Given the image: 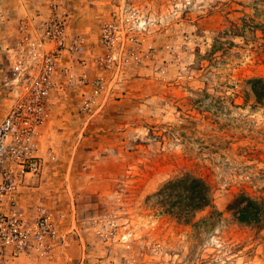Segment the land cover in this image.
Instances as JSON below:
<instances>
[{"label":"rangeland","instance_id":"374dc122","mask_svg":"<svg viewBox=\"0 0 264 264\" xmlns=\"http://www.w3.org/2000/svg\"><path fill=\"white\" fill-rule=\"evenodd\" d=\"M47 1L0 0V122L10 99L8 53L25 17L21 6L44 14ZM105 2L92 34L71 28L87 39L88 75L102 77L104 89L96 94L75 80L56 99V115L51 104L49 121L58 119L54 143L41 138L42 171L17 191L18 199L38 197L30 206L19 200V208L32 217L48 211L57 238L48 253L21 258L264 264V222H240L234 208L250 199L251 208L256 200L264 209V101L257 103L250 84L264 81V0ZM65 9L70 24L66 3ZM106 23L117 28L111 52L100 43ZM86 99L95 101L88 110ZM185 174L209 184L212 201L181 217L175 213L182 212L184 195L171 197L164 187ZM105 217L116 220L117 237L94 225Z\"/></svg>","mask_w":264,"mask_h":264},{"label":"built area","instance_id":"2783aa9c","mask_svg":"<svg viewBox=\"0 0 264 264\" xmlns=\"http://www.w3.org/2000/svg\"><path fill=\"white\" fill-rule=\"evenodd\" d=\"M46 9L44 14L25 15L15 46L8 53L10 99L0 122V264L48 253L57 238L52 215L41 208L38 216L32 217L19 208L17 197V191L28 188L42 171V130L49 121L52 100L75 80L96 94L104 89L102 77L91 80L88 75L84 58L88 41L71 31L64 0H49ZM100 43L108 52L114 50L117 28L113 23L101 26ZM63 59H68L67 64ZM107 61L113 62L110 55ZM3 64L0 59V67ZM94 102L86 99L83 109H90ZM94 225L111 238L118 236L112 217L96 220ZM122 240L127 242L128 236Z\"/></svg>","mask_w":264,"mask_h":264},{"label":"trees","instance_id":"16d2710c","mask_svg":"<svg viewBox=\"0 0 264 264\" xmlns=\"http://www.w3.org/2000/svg\"><path fill=\"white\" fill-rule=\"evenodd\" d=\"M251 91L256 98L257 103L264 101V81L262 79H253L250 81ZM177 180V179H176ZM165 192H170L169 196L172 195L174 191L181 190L183 196L182 212L175 213L180 214L181 217H187L193 211L203 210L210 205L211 198V187L202 178L196 177L190 174H185L183 177L177 181H169L165 187ZM180 192V191H179ZM172 197V196H171ZM170 197V198H171ZM249 204L253 203L250 199ZM255 204L251 208L250 205H245L241 207V202H236L234 208L237 210L239 217L236 219L240 222H245L247 224L261 225L264 222V209L256 200H253ZM236 214V213H235Z\"/></svg>","mask_w":264,"mask_h":264},{"label":"crops","instance_id":"0c3cea01","mask_svg":"<svg viewBox=\"0 0 264 264\" xmlns=\"http://www.w3.org/2000/svg\"><path fill=\"white\" fill-rule=\"evenodd\" d=\"M49 1V0H48ZM47 1V2H48ZM107 0H64L66 5L68 6V9L70 10V24L69 27L70 29L72 28L73 30H77L78 32L84 33H93V27L95 26L96 22L98 21V17L102 16L103 12L106 10V2ZM45 3V0H43ZM93 4H98V11L95 7H93ZM45 8V7H44ZM36 8H32V5L30 3H26L25 5L21 6V12H24L25 15L29 13H33ZM39 10V9H38ZM21 17V15L19 16ZM76 68L79 69V67L76 64ZM80 71V70H78ZM65 93L62 94H57L55 98L52 100L51 104L53 103V110H54V115L55 110H57V104H55L56 99L59 97H62ZM58 119L55 118V116L52 117L50 121L46 124V126L43 128V132L45 131V135L43 136L42 132V138H44V143L49 144V143H54V135L56 134V131L58 130L57 127H55ZM46 154L48 152H45ZM43 156L45 154L43 153ZM46 195H43L42 198L44 199ZM34 197V199L32 198ZM32 197H27L26 199H23L19 197V200H22V204L24 206H30L31 203H35V200H38L37 196H32ZM46 200H49L47 197ZM53 251V250H52ZM34 257V256H33ZM24 259L20 263L17 264H34V260L31 258H21Z\"/></svg>","mask_w":264,"mask_h":264}]
</instances>
